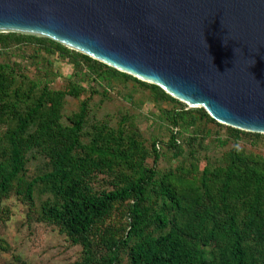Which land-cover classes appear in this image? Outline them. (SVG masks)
<instances>
[{
	"label": "trees",
	"instance_id": "16d2710c",
	"mask_svg": "<svg viewBox=\"0 0 264 264\" xmlns=\"http://www.w3.org/2000/svg\"><path fill=\"white\" fill-rule=\"evenodd\" d=\"M53 58L72 67L61 89ZM90 81L101 91L81 99ZM128 86L125 98L149 102L162 132L145 136L129 110L97 117ZM259 141L48 38L0 33V203L14 197L28 221L79 247L71 264H264ZM168 154L175 164L161 166Z\"/></svg>",
	"mask_w": 264,
	"mask_h": 264
},
{
	"label": "water",
	"instance_id": "95a60500",
	"mask_svg": "<svg viewBox=\"0 0 264 264\" xmlns=\"http://www.w3.org/2000/svg\"><path fill=\"white\" fill-rule=\"evenodd\" d=\"M0 33L48 38L264 135V0H0Z\"/></svg>",
	"mask_w": 264,
	"mask_h": 264
},
{
	"label": "rangeland",
	"instance_id": "374dc122",
	"mask_svg": "<svg viewBox=\"0 0 264 264\" xmlns=\"http://www.w3.org/2000/svg\"><path fill=\"white\" fill-rule=\"evenodd\" d=\"M31 53L30 48H26V56ZM21 56H15L13 59L19 60ZM21 60V59H20ZM24 65L28 64L29 59L22 58ZM53 74L54 82L51 87L55 89L64 88L67 78L72 73V67L67 62L53 58ZM32 72V71H31ZM87 89L83 93L81 99H86L90 96V88H95L101 91V88L94 82L82 84ZM126 88L121 94L117 93V89L111 91L110 96L105 101L104 106L95 109L98 118H102L106 114L114 115L117 110H129L136 116V121L139 129L145 133V136H151L155 132H162L161 124L154 115L159 114L158 111L149 103H137V100L129 101L125 98L128 90ZM65 108L66 113H70L76 108V101L68 99ZM100 97L93 96V107L98 105ZM167 107L165 105L162 106ZM154 114V115H153ZM163 134V133H162ZM164 137V136H162ZM206 143H209L206 142ZM257 151L264 154V141H259ZM254 150V149H253ZM167 159L160 163L174 165L175 160L170 154ZM3 208H8V212H2ZM3 214V215H1ZM27 208L18 202L14 197L3 200L0 203V238L6 241L11 251L9 253L0 252V264H13V257L19 256L29 264H71L76 261L79 253V247H69L65 238L61 236L54 228L37 223L34 220H27Z\"/></svg>",
	"mask_w": 264,
	"mask_h": 264
},
{
	"label": "clouds",
	"instance_id": "9594fccd",
	"mask_svg": "<svg viewBox=\"0 0 264 264\" xmlns=\"http://www.w3.org/2000/svg\"><path fill=\"white\" fill-rule=\"evenodd\" d=\"M234 52H235V49H234Z\"/></svg>",
	"mask_w": 264,
	"mask_h": 264
}]
</instances>
